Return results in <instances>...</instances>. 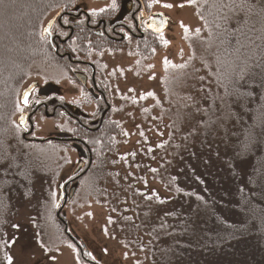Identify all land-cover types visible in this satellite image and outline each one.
Masks as SVG:
<instances>
[{
    "label": "rangeland",
    "instance_id": "rangeland-1",
    "mask_svg": "<svg viewBox=\"0 0 264 264\" xmlns=\"http://www.w3.org/2000/svg\"><path fill=\"white\" fill-rule=\"evenodd\" d=\"M144 2L148 12L169 19L164 31L147 45L135 40L99 42L100 52L89 49L86 55L65 46L73 35L63 30L68 20L74 22L70 15L82 24L89 14L91 24L105 19L117 25L122 20L119 0H79L73 13L54 12L46 19L45 27L57 16L51 31L65 42L54 48L62 62L37 65L18 95L20 110L0 171V264H159V251L167 254L164 239L174 197L167 180L174 145L183 130L180 125L173 131L169 111L182 110L176 113L181 124L189 108L187 98L198 84L206 78L207 89L212 87L211 60L203 47L209 35L197 14L200 0ZM70 47L85 46L72 42ZM69 59L97 67V86L111 106L108 117L121 129L114 150L102 156L106 168L100 183V174L89 173L94 160L80 122L61 112L48 117L35 110L30 123L20 124L40 95L48 102L78 108L85 126L99 122L98 110L103 109L96 102L99 96L91 85L82 88L74 76L82 68ZM32 86L22 105L23 91ZM9 161L25 167L21 183L8 179ZM77 168L80 172L74 175ZM74 176L76 194L63 203V188ZM156 245L162 249L155 255Z\"/></svg>",
    "mask_w": 264,
    "mask_h": 264
},
{
    "label": "trees",
    "instance_id": "trees-1",
    "mask_svg": "<svg viewBox=\"0 0 264 264\" xmlns=\"http://www.w3.org/2000/svg\"><path fill=\"white\" fill-rule=\"evenodd\" d=\"M78 2L0 0V171L21 88L37 65L62 62L44 23L54 12L73 13ZM197 14L209 35L203 47L212 87L206 78L198 84L181 124L176 113L182 110L169 111L173 131L183 130L167 180L174 197L159 264H264V0H200ZM72 42L85 47L72 49ZM99 42L74 31L65 46L86 55L100 52ZM108 116L100 129L84 133L94 160L89 173L100 174L98 183L105 175L102 156L114 150L121 130ZM19 162L6 163L13 183L22 182ZM153 249L156 255L162 247Z\"/></svg>",
    "mask_w": 264,
    "mask_h": 264
},
{
    "label": "flooded vegetation",
    "instance_id": "flooded-vegetation-1",
    "mask_svg": "<svg viewBox=\"0 0 264 264\" xmlns=\"http://www.w3.org/2000/svg\"><path fill=\"white\" fill-rule=\"evenodd\" d=\"M119 4H120L119 14H122V20L119 21L120 24L115 25V23L107 22L105 19H100L96 21L95 23L96 25L91 24L92 23L91 16L89 14H86L84 15V18L87 21V23L85 24L73 23L72 25H68L67 27L62 26L64 27V29L63 28L62 29L65 31H69V33L71 34H73L74 31L77 30L83 31L84 35L89 37L91 36L95 37V39L103 43H107V41H112L113 43H122V42L126 43L125 41H129V40L130 41L135 40L137 42L138 41L148 42V40L150 41L154 36H158L160 33H162L159 31L163 27V19H162L163 17H161L159 13L154 14L148 12L149 10L147 9L144 0H119ZM70 16L74 19V21L75 19H77L74 18L73 15ZM80 19L81 18H79L78 21ZM55 24L56 23H54V25ZM51 30H50V34H48V37L50 38L51 44L56 50L58 46H63L65 42L62 39V37L59 34H57V32L52 34ZM69 60L70 62L74 63L76 67L78 66L82 68V71H77L74 73L75 79L80 83L82 88H86L87 85H91V90L93 91V94H97L99 96L96 102L100 101L103 105V109L98 110L99 112L101 111L99 122L97 124L91 125V127L85 126V124H83V122L80 120L82 118L80 115H78L79 112L77 107H76L77 109H73L69 105H66L64 103L60 104L58 100L48 102V99L45 96L40 95L39 100L36 102V106H33L34 108L33 112H30L28 117L26 116L20 119V124L22 126H24L27 121L28 123H30L32 114L34 113L35 110H39V111L43 110L44 114H46V116L48 117L51 115L52 117H54L58 114V112H61L64 114L65 117L67 116L75 122H80L82 125H84L85 127L84 130L86 131L87 134L95 132L102 127L108 116V112L111 110V106L106 100V97H103V92H101V90L97 86L98 85L97 75L99 73L98 69L96 66L88 62H81L73 59H69ZM29 94L27 95V98ZM24 104H26V101ZM50 110H52V113L49 115ZM81 135L85 143H87L86 135L85 134H81ZM88 153H89L88 155V162H89L90 152L88 151ZM88 162L82 164L84 165L83 169L87 167ZM79 172L80 171H78L74 175L78 174ZM76 177L77 176H74L69 183L65 184L61 197L63 203L65 202L67 204V202L71 201L73 196L76 194V188H77L75 187ZM71 190L74 191L72 196L70 197ZM74 244L77 247V249H79L78 244L76 243Z\"/></svg>",
    "mask_w": 264,
    "mask_h": 264
},
{
    "label": "water",
    "instance_id": "water-1",
    "mask_svg": "<svg viewBox=\"0 0 264 264\" xmlns=\"http://www.w3.org/2000/svg\"><path fill=\"white\" fill-rule=\"evenodd\" d=\"M161 17H163V18H162V19H163V27L160 29L159 32L164 31V29H165L166 26H167L168 20H169V19H168L167 17H165L164 15H161ZM56 19H57V16L54 17V18H53V19L47 24V26H46L45 29H44L43 34L46 35V34H49V33H50V30H51L52 26L54 25ZM32 89H33V86H32V87H29V88H27L25 91H23V93H22V95H21V101H22L23 104L25 103L26 98H27V95L31 92ZM78 170H79V168L76 169V172H77ZM73 191H74V190H71V192H70V197L72 196ZM73 241H74V240H73ZM74 243H75V241H74ZM78 248H79V246H78ZM79 249H80V248H79ZM80 251H81V249H80Z\"/></svg>",
    "mask_w": 264,
    "mask_h": 264
},
{
    "label": "snow or ice",
    "instance_id": "snow-or-ice-1",
    "mask_svg": "<svg viewBox=\"0 0 264 264\" xmlns=\"http://www.w3.org/2000/svg\"><path fill=\"white\" fill-rule=\"evenodd\" d=\"M166 7H170V5H165Z\"/></svg>",
    "mask_w": 264,
    "mask_h": 264
}]
</instances>
